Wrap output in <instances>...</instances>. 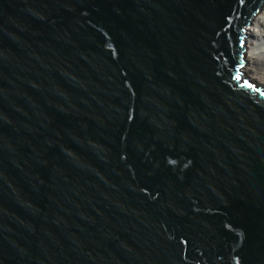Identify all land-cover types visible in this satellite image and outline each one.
I'll use <instances>...</instances> for the list:
<instances>
[{"label": "water", "instance_id": "1", "mask_svg": "<svg viewBox=\"0 0 264 264\" xmlns=\"http://www.w3.org/2000/svg\"><path fill=\"white\" fill-rule=\"evenodd\" d=\"M264 0H0V264H264Z\"/></svg>", "mask_w": 264, "mask_h": 264}, {"label": "bare ground", "instance_id": "2", "mask_svg": "<svg viewBox=\"0 0 264 264\" xmlns=\"http://www.w3.org/2000/svg\"><path fill=\"white\" fill-rule=\"evenodd\" d=\"M247 51L245 54L248 65L245 76L258 86H264V70L258 65L264 63V7L257 15L252 25L246 28Z\"/></svg>", "mask_w": 264, "mask_h": 264}, {"label": "rangeland", "instance_id": "3", "mask_svg": "<svg viewBox=\"0 0 264 264\" xmlns=\"http://www.w3.org/2000/svg\"><path fill=\"white\" fill-rule=\"evenodd\" d=\"M246 52H248V51H246ZM258 67H259V69L264 70V63L261 62V63L258 65ZM245 79L250 81V79L247 78L246 76H245ZM259 87L263 88L264 86H259Z\"/></svg>", "mask_w": 264, "mask_h": 264}]
</instances>
